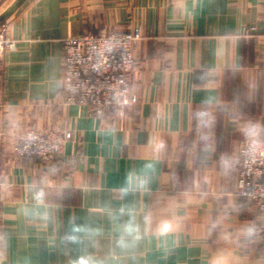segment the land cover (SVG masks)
Listing matches in <instances>:
<instances>
[{"label": "crops", "instance_id": "obj_1", "mask_svg": "<svg viewBox=\"0 0 264 264\" xmlns=\"http://www.w3.org/2000/svg\"><path fill=\"white\" fill-rule=\"evenodd\" d=\"M0 264H264L238 190L264 141V0H0ZM138 28L124 116L67 106L63 40ZM71 133L53 162L29 130Z\"/></svg>", "mask_w": 264, "mask_h": 264}, {"label": "built area", "instance_id": "obj_2", "mask_svg": "<svg viewBox=\"0 0 264 264\" xmlns=\"http://www.w3.org/2000/svg\"><path fill=\"white\" fill-rule=\"evenodd\" d=\"M138 28L103 34L83 33L63 40V92L67 106H85L95 112L117 109L124 117L137 103L131 75L134 48L141 40ZM15 50L16 43L0 25V53ZM71 133L29 130L13 147L18 159L53 162L62 156ZM2 137L0 135V151ZM238 190L264 214V141L249 140L240 149Z\"/></svg>", "mask_w": 264, "mask_h": 264}]
</instances>
